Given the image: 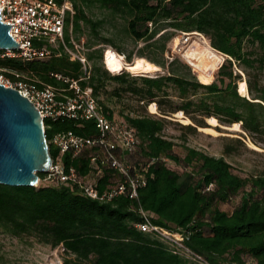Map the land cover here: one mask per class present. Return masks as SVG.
Here are the masks:
<instances>
[{
    "label": "trees",
    "instance_id": "1",
    "mask_svg": "<svg viewBox=\"0 0 264 264\" xmlns=\"http://www.w3.org/2000/svg\"><path fill=\"white\" fill-rule=\"evenodd\" d=\"M70 1L75 14L66 20L67 45L73 47L72 39L81 42L86 27L96 39L87 43L88 60L96 56L103 59V45L114 43L100 33L105 21L87 14L98 6L112 15L125 16L128 34L136 42L145 43L137 57L165 73L151 77L122 71L113 75L94 65L90 78L81 80L85 76L82 64L72 61L62 46L48 59L25 62L2 58L4 51L0 50V72H17L41 87L67 86L52 75L58 74L92 87L97 98L108 82H115L145 106L156 103L161 114L158 118L141 115L123 119L137 132L139 142L133 159L140 167L151 163L148 183L140 191V202L120 197L109 203L85 196L79 187L0 184V231L14 237L32 236L54 249L62 247L67 255L74 256L64 259L63 264H205L136 228L144 221L143 211L155 224L181 231L185 246L207 264H264V175L241 176L224 158L190 147L179 155L175 143L162 135L165 116L178 112L200 127H205L206 118L214 117L223 125L241 123L252 136L264 134V86L250 77V97L241 96V75L234 68L264 70V0ZM194 32L208 36L211 46L228 57L210 84L199 81L191 67L168 48V43L182 33ZM116 48L128 63H133L132 53L126 55ZM101 106L113 118L103 103ZM92 127L91 123L78 128L71 122H59L46 134L48 139L53 132L67 129L90 134ZM50 152L52 157L57 154L53 147ZM92 154L86 152L73 159L67 153L64 159L84 176L89 172ZM38 176L44 179L46 174ZM116 179L115 172L106 169L101 183ZM240 194L241 202L233 210L222 208Z\"/></svg>",
    "mask_w": 264,
    "mask_h": 264
},
{
    "label": "built area",
    "instance_id": "2",
    "mask_svg": "<svg viewBox=\"0 0 264 264\" xmlns=\"http://www.w3.org/2000/svg\"><path fill=\"white\" fill-rule=\"evenodd\" d=\"M0 13L3 23L12 24L10 34L19 44L18 50L4 51L2 58L24 62L48 59L62 46L72 61L82 64L85 76L81 80L90 78L91 67L83 53L84 43L72 39L71 47L64 39L67 17L72 18L75 14L70 0L62 3L55 0H0ZM192 36L194 33H182L178 37L188 42ZM222 59L220 65L225 60L224 57ZM12 74L0 72V84L18 90L35 105L42 116L45 133L53 129L54 123L59 122H71L78 128H83L86 123L93 126V133L90 134L67 129L53 132L47 138L49 147L57 150V154L55 157L51 155L49 171L45 173L44 179L39 177L38 186L46 182L49 185L79 187L85 196L104 203L120 197L140 202V191L148 183L147 173L151 163L140 167L133 159L139 142L135 127L126 120L119 121L110 117L95 97L93 88L83 87L79 80L52 74L67 86L41 87L17 72ZM86 152L93 154L89 158V172L83 176L74 165L66 164L64 155L69 153L74 159ZM106 169L114 171L117 179L104 185L101 179ZM142 215L144 221L136 224V228L157 236L175 251L192 255L207 264L185 246L181 231H172L155 224L143 211Z\"/></svg>",
    "mask_w": 264,
    "mask_h": 264
},
{
    "label": "rangeland",
    "instance_id": "3",
    "mask_svg": "<svg viewBox=\"0 0 264 264\" xmlns=\"http://www.w3.org/2000/svg\"><path fill=\"white\" fill-rule=\"evenodd\" d=\"M87 14L95 20L105 21L100 33L102 36L112 39L114 43L103 45V59L96 56L92 61H89L90 69H92L94 65H97L98 67L108 70L113 75H116L118 73L111 72L105 63L106 50H112L118 53L116 46L120 47L126 55L132 53L134 62L138 58L136 55L138 49L143 47L145 43L136 42L128 34V21L125 16L112 15L110 11L99 8L98 6H94L87 10ZM167 30L174 32L171 28ZM73 36L76 39L77 36ZM95 40V35L91 33L88 28L84 27L80 41L84 43L85 49L83 53L85 55L89 51L87 43H93ZM75 41L78 42L77 40ZM196 41L199 42V45H196L197 50L202 54H205L203 48L206 45L216 50L211 46L210 38L204 34L194 35L188 42H185L181 37H176L168 43V48L171 49L173 54L179 56L183 63L189 65L193 73L197 75L199 81H201L200 71L196 69V66H194L191 60L186 56L192 44ZM248 49H254V46H248ZM218 53L221 59L216 60L208 55H197L194 61L199 67L213 74V80L210 83L216 79L219 68L223 65H220V62L223 60L222 57L225 58L224 62L228 58L222 52ZM124 60L127 62L125 57ZM234 68L236 72L241 75V79L238 81V92L241 96L247 97L248 95V97H250L249 89L246 95H242L239 91V82H247L250 77L253 82L255 81L261 86H264V70L258 71L254 68L246 69L244 66L238 67L237 65H235ZM124 71L131 73L133 76L144 75L151 77L165 73L161 68L159 72L150 75L139 74L129 70ZM248 71L251 73V76L248 75ZM119 87L120 86L115 82H108L106 88L101 91L98 97L100 104L103 103L109 111L113 113L114 119L121 121L126 117H137L141 115H152L154 118L160 117L161 114L156 103L154 104H156L157 113H152L150 110L151 104L145 106V104L140 102L137 96L131 91H123ZM180 118L181 117H179L177 113L165 116L166 120L162 132L165 139L175 143L174 150L176 153L183 156L185 154V147H190L204 152L209 156L224 158L233 167L234 171L241 176L254 177L264 175V134L252 136L242 129L241 123V130H238L232 128L231 125L221 124L218 119H216L217 123L213 124L206 118L205 127H200L186 116L185 119H189L191 123H184V119ZM188 125L193 126V128H186ZM171 166L175 169H182L180 166H175L174 164ZM42 184L47 185L48 183L45 182ZM241 196L242 194L235 197L231 202L223 205L222 208L228 211L233 210L240 204ZM66 258L70 259L74 258V256L67 255L62 247L54 249L41 243L35 237H14L0 231V264H63Z\"/></svg>",
    "mask_w": 264,
    "mask_h": 264
},
{
    "label": "water",
    "instance_id": "4",
    "mask_svg": "<svg viewBox=\"0 0 264 264\" xmlns=\"http://www.w3.org/2000/svg\"><path fill=\"white\" fill-rule=\"evenodd\" d=\"M0 13V50H18ZM52 163L43 119L35 105L18 90L0 84V184L37 187L38 173Z\"/></svg>",
    "mask_w": 264,
    "mask_h": 264
},
{
    "label": "bare ground",
    "instance_id": "5",
    "mask_svg": "<svg viewBox=\"0 0 264 264\" xmlns=\"http://www.w3.org/2000/svg\"><path fill=\"white\" fill-rule=\"evenodd\" d=\"M194 35H199V33L194 32ZM199 42H194L191 46V49L189 51L188 54H186V56L191 60V63L196 66V69L200 71V77H201V81L203 83H210L213 80V74L208 73L206 70H204L203 68L199 67L195 61V58L197 57V55L203 56V55H208L211 56L214 59H221V56L219 55V51L217 52L216 50H213L209 45H206L203 49H204V53L202 54L197 50L196 45ZM188 52V51H187ZM186 52V53H187ZM222 55V53H221ZM106 65L108 66V69L113 72V73H121L124 70H129V71H134L137 72L139 74H153L156 73L160 70V68L158 66H156L155 64L147 61L144 58H137L133 63H128L124 60V58L122 57L121 54H118L115 51L112 50H108L107 52V58L105 60ZM244 80V79H243ZM239 87H240V92L242 95H246L248 88H247V82L246 81H241L239 83ZM248 97V95H247ZM150 110L152 113H157V107L156 104H151L150 105ZM177 115L179 117H181L184 123H191V121L189 119H185V116L183 115V112H178ZM180 118V119H181ZM208 120L213 123L216 124L217 120L214 117H210L208 118ZM232 128L234 129H240V123H234L233 125H231ZM241 130V129H240Z\"/></svg>",
    "mask_w": 264,
    "mask_h": 264
},
{
    "label": "crops",
    "instance_id": "6",
    "mask_svg": "<svg viewBox=\"0 0 264 264\" xmlns=\"http://www.w3.org/2000/svg\"><path fill=\"white\" fill-rule=\"evenodd\" d=\"M209 84V83H208Z\"/></svg>",
    "mask_w": 264,
    "mask_h": 264
}]
</instances>
